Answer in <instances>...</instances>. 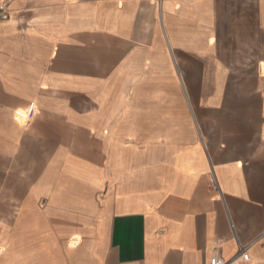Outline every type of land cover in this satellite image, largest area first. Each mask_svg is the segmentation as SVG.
I'll return each mask as SVG.
<instances>
[{
	"label": "crops",
	"instance_id": "1",
	"mask_svg": "<svg viewBox=\"0 0 264 264\" xmlns=\"http://www.w3.org/2000/svg\"><path fill=\"white\" fill-rule=\"evenodd\" d=\"M240 247L238 264H264V0H13L0 264H209Z\"/></svg>",
	"mask_w": 264,
	"mask_h": 264
},
{
	"label": "built area",
	"instance_id": "2",
	"mask_svg": "<svg viewBox=\"0 0 264 264\" xmlns=\"http://www.w3.org/2000/svg\"><path fill=\"white\" fill-rule=\"evenodd\" d=\"M13 0H0V22L7 21L10 18V6ZM217 187V184H214ZM249 261V255L246 248L240 247L238 251V257L235 259L225 260L215 255L211 258L209 264H238L239 261Z\"/></svg>",
	"mask_w": 264,
	"mask_h": 264
}]
</instances>
